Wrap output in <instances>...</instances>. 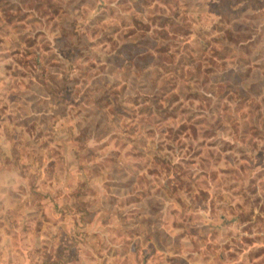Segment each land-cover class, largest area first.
<instances>
[{"label": "rangeland", "instance_id": "374dc122", "mask_svg": "<svg viewBox=\"0 0 264 264\" xmlns=\"http://www.w3.org/2000/svg\"><path fill=\"white\" fill-rule=\"evenodd\" d=\"M0 264H264V0H0Z\"/></svg>", "mask_w": 264, "mask_h": 264}]
</instances>
